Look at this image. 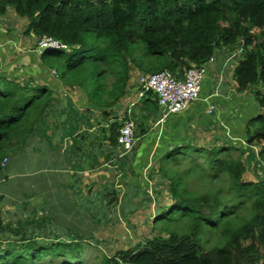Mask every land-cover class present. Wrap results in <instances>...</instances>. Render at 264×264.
<instances>
[{"label": "trees", "instance_id": "1", "mask_svg": "<svg viewBox=\"0 0 264 264\" xmlns=\"http://www.w3.org/2000/svg\"><path fill=\"white\" fill-rule=\"evenodd\" d=\"M8 8L28 20L25 31L36 39L48 36L66 45L41 53V59L65 85L84 92L89 108L107 116V128H100L112 144L117 145L120 124L109 113L127 93L132 68L143 73L168 69L180 76L219 50L230 53L237 46L242 57L233 69L234 88L252 90L260 109L246 123L247 151L264 140V0H0V13ZM41 89L28 102V85L0 76V162L8 159L0 166V179L13 170L27 172L33 161L26 159L27 139L52 102L50 88ZM141 97L145 107L138 109L135 138L146 133L145 125L158 109L150 93ZM231 149L236 146L206 149L188 143L163 152L157 168L169 180L170 201L153 212L151 227L157 231L112 255L102 253L96 264H264V180H246V156L239 148L233 156ZM45 150L35 159L48 157ZM198 152L207 156L211 172L226 178L221 192L187 191L182 178L161 167L169 153L170 164L178 166L185 159L194 161L191 154ZM254 155L264 166V143L248 158ZM28 191H33L30 185ZM132 196H121L112 184L94 195L77 192L64 210L66 239L0 243V264H87L83 249L94 243L92 230L117 204L124 211ZM128 207L130 211L140 205L130 202Z\"/></svg>", "mask_w": 264, "mask_h": 264}, {"label": "crops", "instance_id": "2", "mask_svg": "<svg viewBox=\"0 0 264 264\" xmlns=\"http://www.w3.org/2000/svg\"><path fill=\"white\" fill-rule=\"evenodd\" d=\"M27 23L12 8L0 13V76L25 85H46L51 90L52 102L35 121L26 144L28 162L46 149L47 171L38 176L30 169L13 170L7 179L1 177L0 243L66 239L65 206L77 192L98 194L102 168L114 169L108 184L121 196H149L153 190L147 175L153 174L157 159L171 146L190 143L211 148L232 142L236 147L248 146L245 123L236 115L247 114L252 107L259 111V106L252 90L236 91L232 76L224 79L239 59L235 51L219 50L213 63L207 65L198 98L157 123L154 116L147 132L127 151L112 144L99 128L100 117L107 128V116L89 108L84 92L65 85L41 59L37 39L25 31ZM140 73L132 68L127 93L109 113L120 123L143 105V99L137 97ZM3 158L6 161L0 166L4 168L8 159ZM108 184L102 183L103 187ZM29 185L33 191L25 192Z\"/></svg>", "mask_w": 264, "mask_h": 264}, {"label": "rangeland", "instance_id": "3", "mask_svg": "<svg viewBox=\"0 0 264 264\" xmlns=\"http://www.w3.org/2000/svg\"><path fill=\"white\" fill-rule=\"evenodd\" d=\"M234 50H235V56H237V58H241L242 52H241L240 46H237ZM233 56L234 55H232V57ZM235 65L236 64L233 63L231 67L229 68V71H228L229 74L226 75L225 78L222 76V78L229 80V77L233 75V69ZM18 83L23 85V83H20V82ZM28 86L30 90L25 94V96L27 95L28 102H29L31 100L32 101L35 100L37 97L36 98L33 97L34 94L38 92H42V89H41L40 84L28 85ZM141 98L142 97H140V99ZM146 98L147 97L145 96V98L143 99H146ZM155 104L158 107L156 102ZM141 106L142 108L145 107V106L143 107V105ZM254 106L256 107V105ZM39 108H41V106H39ZM258 112H259L258 110L254 111V107H252L247 114H242V112H238L236 116H238L242 121H244L245 129H246V123H250L249 119L251 117H254ZM137 115H138V111L137 113L133 112L134 117L133 119L132 118L131 119L133 120L135 127L137 128L136 131L138 134L140 128L136 126V122H137L136 116ZM111 118H113V116H111ZM27 120L29 122L30 116L27 117ZM102 125H105V123L100 117L99 128ZM151 125H152V121H150L148 124L145 125L146 132H147L148 127H150ZM249 128L251 127L249 126ZM141 137H142L141 135L138 137L139 140ZM138 138H136L135 143L138 141ZM263 143H264V140H257V142L254 143V145L250 147L251 151L252 152L254 151L255 153H257L259 151L260 144H263ZM233 144L234 142H232L231 144L224 143L225 146H230V145L232 146ZM205 148L209 149L206 146ZM238 148L243 150V156H246L244 157L246 159V172L243 177L246 180H259V179L264 180V166L261 164L260 159L255 155L253 158L252 157L248 158V153L251 152V151H247L248 146L236 147V149H231L230 153L233 156H236L239 152ZM177 151L179 152V154H181V152H183V149L180 148V149H177ZM186 151L187 150H185V152ZM188 151H191V149H188ZM198 153H201V154H198ZM198 153L191 154V157L194 159V161L185 159L178 166L177 165L174 166L170 164V161L168 159H171L173 155L169 153L166 156V158L163 159V162L161 163V167L165 171L169 170L171 177L182 178V181L187 183L185 185L187 191L198 192V193H201L204 191L221 192L223 188L227 186L226 178L220 172H211L207 166V162H206L207 156H205L203 152H198ZM46 160L47 159H43V160L33 159L29 169L37 171L38 176L43 175L44 172L47 171V162H45ZM48 167H50V163H48ZM100 173L104 174V177L99 179V185L101 184V188H103L104 185H102V183L108 184L109 180L107 179L111 178V176L115 174V171L113 168L105 167L100 170ZM151 173L153 174L147 175L148 180H150L149 186L151 188V191L153 190V193H151L149 197L145 195L137 194V195L132 196L129 199L127 198V201L123 209L124 211H122L121 209H117L116 206L113 207L112 214L109 216V218H105V219L103 218L98 228L92 230L93 236H94V243L88 246H85L83 249V256L87 264H96V262L99 261L102 253L107 254V255H112L115 252H117L119 249H126L129 246L136 245V243L138 242H142L146 237H150L157 231L151 227L152 226V216H153L154 210L157 207L163 204L164 205L168 204L170 201V191L168 187L169 180L168 178L163 179L160 177V170L158 171L157 165L154 166L153 171ZM212 174H214L215 176H212ZM35 189L37 191L40 190L38 186H36ZM85 189H86V186H85ZM224 193L226 192L223 191L222 194ZM130 202L132 203L137 202L140 205V207L136 210L129 211V207L127 208V205ZM123 212L128 213V216L126 219H124L123 217ZM89 224L92 225L91 223ZM67 231H68V227L66 225V233L65 232L63 233L68 234ZM27 238L31 239V237H27ZM212 240L213 239H211V241ZM7 244L9 243L7 242L1 243V245H7Z\"/></svg>", "mask_w": 264, "mask_h": 264}, {"label": "built area", "instance_id": "4", "mask_svg": "<svg viewBox=\"0 0 264 264\" xmlns=\"http://www.w3.org/2000/svg\"><path fill=\"white\" fill-rule=\"evenodd\" d=\"M37 47L66 48L52 37L42 36L37 39ZM214 56L201 65L187 67L180 76H176L168 69H162L152 73H140L137 78V97L143 96L148 89L158 94V106L161 109V120L169 114L179 112L187 105L198 98L202 79L206 73L209 63H213ZM55 73V70H53ZM212 108V106H211ZM211 108L209 111H211ZM135 124L131 118L123 117L117 134V144L130 151L135 143ZM6 158H3L1 165H4Z\"/></svg>", "mask_w": 264, "mask_h": 264}, {"label": "water", "instance_id": "5", "mask_svg": "<svg viewBox=\"0 0 264 264\" xmlns=\"http://www.w3.org/2000/svg\"><path fill=\"white\" fill-rule=\"evenodd\" d=\"M38 49H39V51H40L41 53H44V52H46L47 50H49V49H54V48H47L46 46H43V47H39ZM147 93H150L151 96H152V98L155 100V102L158 103V94H157L156 92H154V91L148 89V90H147ZM160 120H161V109L158 108L157 111H156V113H155L154 122L157 123V122H159ZM119 124H121L120 121H119Z\"/></svg>", "mask_w": 264, "mask_h": 264}, {"label": "clouds", "instance_id": "6", "mask_svg": "<svg viewBox=\"0 0 264 264\" xmlns=\"http://www.w3.org/2000/svg\"><path fill=\"white\" fill-rule=\"evenodd\" d=\"M235 53V52H234ZM147 93V92H146ZM158 108H159V106H158Z\"/></svg>", "mask_w": 264, "mask_h": 264}]
</instances>
